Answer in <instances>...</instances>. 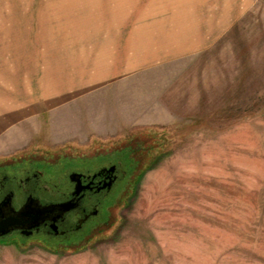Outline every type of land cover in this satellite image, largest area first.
<instances>
[{"label": "rangeland", "instance_id": "obj_1", "mask_svg": "<svg viewBox=\"0 0 264 264\" xmlns=\"http://www.w3.org/2000/svg\"><path fill=\"white\" fill-rule=\"evenodd\" d=\"M235 2L0 0V166L136 163L92 246L0 264H264V0Z\"/></svg>", "mask_w": 264, "mask_h": 264}, {"label": "flooded vegetation", "instance_id": "obj_2", "mask_svg": "<svg viewBox=\"0 0 264 264\" xmlns=\"http://www.w3.org/2000/svg\"><path fill=\"white\" fill-rule=\"evenodd\" d=\"M93 159L51 165L44 158L0 166V222L17 217L28 204L30 216L38 215L37 220L26 218L10 226L0 243L21 242L23 249L35 244L61 254L92 246V236L108 226L112 205L126 192L136 165L129 155L124 163Z\"/></svg>", "mask_w": 264, "mask_h": 264}, {"label": "water", "instance_id": "obj_3", "mask_svg": "<svg viewBox=\"0 0 264 264\" xmlns=\"http://www.w3.org/2000/svg\"><path fill=\"white\" fill-rule=\"evenodd\" d=\"M30 206H32L31 204L26 205L24 210L22 212H20V214L17 217L11 218L8 221H3L0 222V236L2 235H6V233L8 232V228L12 225H17L19 224V222H21L22 220L26 219V218H31V219H38L36 215V217H31L30 214L28 213L30 210ZM61 207V206H59ZM63 209L65 210L66 208H64V206H62ZM61 207V208H62Z\"/></svg>", "mask_w": 264, "mask_h": 264}, {"label": "crops", "instance_id": "obj_4", "mask_svg": "<svg viewBox=\"0 0 264 264\" xmlns=\"http://www.w3.org/2000/svg\"><path fill=\"white\" fill-rule=\"evenodd\" d=\"M88 0H80V4H81V7H83L84 9H86V6H87V8H88V5H89V9H92V0H89V4H87L86 2H87ZM234 1V5H235V7H237L236 5V2H235V0H233ZM79 24H77V26H78ZM82 26H85V27H87L85 24H80V26H78L79 27V31H78V33H81L82 35L84 34V33H87L88 32V30H86L87 32H81L82 31V28H84V27H82ZM94 28H92V35H94V36H96L97 35V28H95L96 26H93ZM128 35V34H127ZM127 39L125 40V43L128 41V37H126ZM110 41H112V40H110ZM109 46V45H108ZM107 45H104V47H102V46H100V47H102V48H109ZM101 54H103V52L101 53ZM1 110V109H0Z\"/></svg>", "mask_w": 264, "mask_h": 264}]
</instances>
